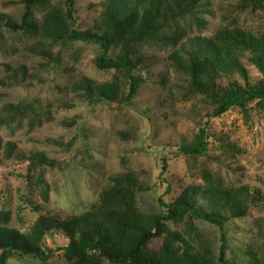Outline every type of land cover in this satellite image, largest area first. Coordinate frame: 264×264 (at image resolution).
Listing matches in <instances>:
<instances>
[{
  "label": "rangeland",
  "instance_id": "obj_1",
  "mask_svg": "<svg viewBox=\"0 0 264 264\" xmlns=\"http://www.w3.org/2000/svg\"><path fill=\"white\" fill-rule=\"evenodd\" d=\"M209 3L204 26L185 19L170 24L163 35L170 39L211 37L218 30L240 28L264 36V0ZM53 8L64 14L63 3L56 0L45 9L32 8L34 28L46 30L55 23L48 15ZM102 10V0H75L74 23L52 13L65 19L68 27L97 31ZM23 12L21 0H0V15L20 21ZM27 35L0 28V123L7 118L5 105L22 102L28 106L21 122L14 116L9 126H0V215L10 217L9 227L27 233L40 217L65 221L92 210L100 191L120 175L135 179V207L146 219L154 218L161 211L158 198L170 203L209 175L227 188L258 191L261 198L249 205L246 216L226 222L221 230L198 220L193 221V230L213 257L218 255L220 236L225 237L226 264H264V108L252 104L247 116L237 108L209 119L207 156L187 157L178 153L179 144L193 140L212 107L201 96L175 89V74L166 66L171 44L141 46L144 61L128 107L117 102L90 106L76 89L81 78L97 84L116 81L124 91V75L96 67L100 53L95 45L63 47ZM45 44H52L49 52ZM119 48L115 42L111 59ZM58 52L62 58L55 65ZM247 56L241 61L248 82L254 84L261 74ZM231 81L243 85L237 75L217 78L216 83L226 86ZM10 143L14 148L6 156L4 149ZM162 157L168 164L169 193L158 181ZM168 225L185 233L183 222ZM43 240L42 248L51 252L46 261L13 253L5 264H73L64 257L68 239L61 229L51 230ZM161 244V238H156L148 249L157 250Z\"/></svg>",
  "mask_w": 264,
  "mask_h": 264
},
{
  "label": "trees",
  "instance_id": "obj_2",
  "mask_svg": "<svg viewBox=\"0 0 264 264\" xmlns=\"http://www.w3.org/2000/svg\"><path fill=\"white\" fill-rule=\"evenodd\" d=\"M52 0H21L24 12L20 21L0 15V28L28 36L50 39L53 44L67 46L73 43L95 45L99 56L95 61L100 70L122 73L126 88L122 91L119 82L97 84L81 78L76 89L82 91L84 102L93 106L99 103H119L128 107L134 98L138 79L136 73L144 61L141 46L152 42L169 43L173 50L166 57V66L175 74V89H182L188 95L201 96L212 107L207 121L198 127L190 143L182 141L178 153L187 157L202 158L208 153V121L219 118L231 109H239L245 116L248 107L254 104L264 108V36L257 37L240 28L218 30L211 37L202 35L170 39L163 35L170 24L185 19L200 26L210 5V0H102L103 10L97 19L96 29L78 30L68 27L65 15L75 21L73 7L75 0H56L64 5V14L58 9L49 10L55 23L46 30L34 28L32 8H47ZM55 12V13H52ZM36 32V33H35ZM119 53L111 59L114 44ZM52 44H45L49 52ZM44 54L43 51H41ZM261 74V79L250 84L247 71L241 61L243 56ZM55 65L61 62V53L55 56ZM148 62V61H147ZM237 75L243 81H231L228 85L217 84V78ZM24 103L5 105L7 118L0 126H9L14 116L22 121ZM14 148L5 147L8 156ZM158 181L169 193L170 184L166 178L167 160L162 157ZM204 182L193 184L167 203L158 198L160 213L146 219L135 207L134 194L137 183L132 176L120 175L109 180L107 187L99 193L98 205L69 220L57 221L40 217L27 233H21L8 226L10 217L0 215V264H5L13 253L33 256L46 261L51 252L42 248L43 238L51 230L61 229L68 239L63 249L66 259L73 264H226L225 237L220 236L218 255L211 256L200 234L193 230V221L198 220L221 230L232 219L247 215L249 205L259 201V192L250 193L246 188H227L216 183L207 175ZM185 225V233L171 229L168 223ZM189 227V228H188ZM161 238V246L154 251L148 249L152 240Z\"/></svg>",
  "mask_w": 264,
  "mask_h": 264
}]
</instances>
